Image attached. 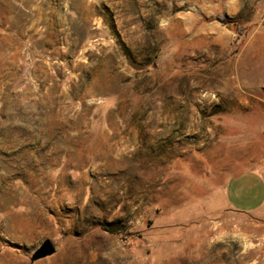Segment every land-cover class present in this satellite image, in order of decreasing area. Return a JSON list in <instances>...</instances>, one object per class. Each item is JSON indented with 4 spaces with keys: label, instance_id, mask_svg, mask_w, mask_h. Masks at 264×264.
<instances>
[{
    "label": "rangeland",
    "instance_id": "rangeland-1",
    "mask_svg": "<svg viewBox=\"0 0 264 264\" xmlns=\"http://www.w3.org/2000/svg\"><path fill=\"white\" fill-rule=\"evenodd\" d=\"M244 72L264 0H0V264H264V207L224 195L264 177Z\"/></svg>",
    "mask_w": 264,
    "mask_h": 264
},
{
    "label": "crops",
    "instance_id": "crops-1",
    "mask_svg": "<svg viewBox=\"0 0 264 264\" xmlns=\"http://www.w3.org/2000/svg\"><path fill=\"white\" fill-rule=\"evenodd\" d=\"M224 195L227 204L237 212H259L264 207V177L253 171L244 173L227 184Z\"/></svg>",
    "mask_w": 264,
    "mask_h": 264
},
{
    "label": "bare ground",
    "instance_id": "bare-ground-1",
    "mask_svg": "<svg viewBox=\"0 0 264 264\" xmlns=\"http://www.w3.org/2000/svg\"><path fill=\"white\" fill-rule=\"evenodd\" d=\"M247 66H245L246 68ZM255 69V68H254ZM242 70V69H241ZM240 70V71H241ZM250 71V70H248ZM247 71V72H248ZM254 72V71H253ZM257 72V71H256ZM243 73V71H242ZM252 73V72H251ZM239 74V73H238ZM245 74V72H244ZM252 74L249 75H241L240 77H238L234 82H232V86H231V90L227 92L226 95L230 96V98L232 99H237L239 102V106H252L253 103L248 102L249 99L251 100H255L254 98H251V94L253 96H259L260 95V90L258 89V84L259 85H264V80H257V82H252L253 80H256L255 78L251 77ZM262 75V73H261ZM237 76V75H236ZM254 76V75H252ZM258 79V78H257ZM227 84V83H226ZM225 86V85H224ZM234 86V87H233ZM227 87V86H226ZM238 87H241L242 89L244 88H249L250 91H244L245 93H239L238 92ZM261 89V88H260ZM225 95V94H224ZM228 99V98H227ZM264 101V100H262ZM228 102V101H227Z\"/></svg>",
    "mask_w": 264,
    "mask_h": 264
},
{
    "label": "water",
    "instance_id": "water-1",
    "mask_svg": "<svg viewBox=\"0 0 264 264\" xmlns=\"http://www.w3.org/2000/svg\"><path fill=\"white\" fill-rule=\"evenodd\" d=\"M55 247L49 240H44L40 246L32 253L30 262H35L53 255Z\"/></svg>",
    "mask_w": 264,
    "mask_h": 264
},
{
    "label": "trees",
    "instance_id": "trees-1",
    "mask_svg": "<svg viewBox=\"0 0 264 264\" xmlns=\"http://www.w3.org/2000/svg\"><path fill=\"white\" fill-rule=\"evenodd\" d=\"M104 231H106L107 233L109 234H114V235H118V234H121V233H124V230L122 229H110V228H107V227H103L102 228Z\"/></svg>",
    "mask_w": 264,
    "mask_h": 264
}]
</instances>
